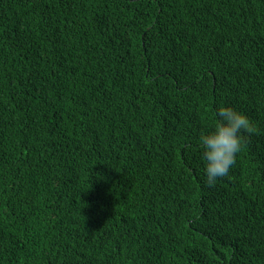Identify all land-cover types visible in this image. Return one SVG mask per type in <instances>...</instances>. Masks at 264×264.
Returning <instances> with one entry per match:
<instances>
[{"label": "trees", "instance_id": "16d2710c", "mask_svg": "<svg viewBox=\"0 0 264 264\" xmlns=\"http://www.w3.org/2000/svg\"><path fill=\"white\" fill-rule=\"evenodd\" d=\"M0 264H264V0H0Z\"/></svg>", "mask_w": 264, "mask_h": 264}, {"label": "clouds", "instance_id": "9594fccd", "mask_svg": "<svg viewBox=\"0 0 264 264\" xmlns=\"http://www.w3.org/2000/svg\"><path fill=\"white\" fill-rule=\"evenodd\" d=\"M214 119L212 129L199 136L205 183L209 187L229 175L242 148L241 133L251 131L252 127L246 114L228 105L218 106Z\"/></svg>", "mask_w": 264, "mask_h": 264}]
</instances>
